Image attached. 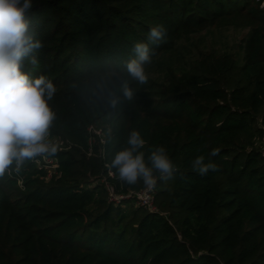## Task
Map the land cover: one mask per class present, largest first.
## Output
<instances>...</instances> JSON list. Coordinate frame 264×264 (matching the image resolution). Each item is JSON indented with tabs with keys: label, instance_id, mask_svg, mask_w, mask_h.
<instances>
[{
	"label": "trees",
	"instance_id": "obj_1",
	"mask_svg": "<svg viewBox=\"0 0 264 264\" xmlns=\"http://www.w3.org/2000/svg\"><path fill=\"white\" fill-rule=\"evenodd\" d=\"M32 5L27 19L42 47L21 70L56 87L46 139L58 146L49 156L58 165L48 175L37 157L0 179V264H264V9L253 0ZM235 14L249 29L239 58L200 51L183 70L168 67L151 97H138L125 62L153 26L163 25L165 38L149 44L152 59L182 31ZM132 129L147 141L146 161L162 145L178 166L173 179L158 180L153 211L108 199L105 183L117 193L144 188L108 167ZM213 148L219 170L194 172L192 161L207 162Z\"/></svg>",
	"mask_w": 264,
	"mask_h": 264
},
{
	"label": "clouds",
	"instance_id": "obj_2",
	"mask_svg": "<svg viewBox=\"0 0 264 264\" xmlns=\"http://www.w3.org/2000/svg\"><path fill=\"white\" fill-rule=\"evenodd\" d=\"M32 0H0V179L13 173L19 174L27 161L37 157L54 156L58 146L46 138L55 120V113L49 106L56 92L54 83L44 75L31 78L22 72L24 58L42 47L31 31L27 13L32 8ZM264 8V5H261ZM163 25L153 26L148 33V43L133 45V58L125 62L128 76L140 85L149 81L146 65L152 62L153 50L149 44L163 41ZM31 63L37 59L33 56ZM124 97L131 100L134 90L125 80L120 85ZM119 97L111 100L113 107ZM147 141L140 131L132 129L127 138L128 147L115 153L110 169H115L116 178L127 185L142 183L146 191H153L157 182H167L174 178L178 166L170 159L166 148L153 146L145 160L141 151ZM219 150L213 148L207 158L196 157L192 170L201 176L218 171L212 160Z\"/></svg>",
	"mask_w": 264,
	"mask_h": 264
},
{
	"label": "rangeland",
	"instance_id": "obj_3",
	"mask_svg": "<svg viewBox=\"0 0 264 264\" xmlns=\"http://www.w3.org/2000/svg\"><path fill=\"white\" fill-rule=\"evenodd\" d=\"M253 3H258L261 9L264 0H253ZM248 32V26L236 14L215 20L204 28L182 31L177 36L172 49L154 57L152 62L145 66L149 77L148 83L140 85L134 81L138 97L146 99L151 97L156 90L157 82L161 80L168 67H173L177 71L183 70L200 51L215 53L229 51L239 58L242 52L240 45Z\"/></svg>",
	"mask_w": 264,
	"mask_h": 264
},
{
	"label": "built area",
	"instance_id": "obj_4",
	"mask_svg": "<svg viewBox=\"0 0 264 264\" xmlns=\"http://www.w3.org/2000/svg\"><path fill=\"white\" fill-rule=\"evenodd\" d=\"M98 133V131H96ZM102 141V140H101ZM88 154H91V149H89ZM264 154V150H263ZM38 165H43L47 171L48 175H51L55 172V169L58 165V160L52 157H40V159L36 160ZM109 174L112 176L111 172ZM106 190L108 192V199L113 203H120L123 199H133L134 203L137 206H140L146 210L153 211V191H146L145 188L136 190V191H128L126 193H117L114 191L113 186L111 184L105 183Z\"/></svg>",
	"mask_w": 264,
	"mask_h": 264
}]
</instances>
